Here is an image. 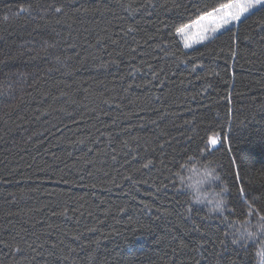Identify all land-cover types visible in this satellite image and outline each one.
<instances>
[{
    "label": "trees",
    "instance_id": "trees-1",
    "mask_svg": "<svg viewBox=\"0 0 264 264\" xmlns=\"http://www.w3.org/2000/svg\"><path fill=\"white\" fill-rule=\"evenodd\" d=\"M230 2L0 0V264H253L225 221L264 212V11L188 49L176 31ZM192 153L226 217L176 184Z\"/></svg>",
    "mask_w": 264,
    "mask_h": 264
},
{
    "label": "clouds",
    "instance_id": "clouds-1",
    "mask_svg": "<svg viewBox=\"0 0 264 264\" xmlns=\"http://www.w3.org/2000/svg\"><path fill=\"white\" fill-rule=\"evenodd\" d=\"M174 180L193 207L203 209L209 217H226L229 211V186L224 181L220 164L192 153L177 162ZM231 244L251 246L253 264H264V212L251 204L234 220H226Z\"/></svg>",
    "mask_w": 264,
    "mask_h": 264
},
{
    "label": "snow or ice",
    "instance_id": "snow-or-ice-1",
    "mask_svg": "<svg viewBox=\"0 0 264 264\" xmlns=\"http://www.w3.org/2000/svg\"><path fill=\"white\" fill-rule=\"evenodd\" d=\"M250 10H260L264 11V0H232L231 3H225L222 4L219 8H213L212 12H208L205 16L200 17V22L203 24V22L207 19L209 22L208 24L202 29L201 34L197 37L198 43H203L204 41H208V43H211L213 40L217 39L218 36L216 33L219 32L220 28H223L225 32H230L231 28L229 27L230 23L234 21H238L241 19V17L245 13H250ZM57 13H61V8L57 7L55 9ZM21 14L23 13H29L31 14L30 8H22L20 9ZM215 13V18L209 19L213 17V14ZM130 14H132L130 12ZM5 20L8 19L7 16L4 17ZM129 33L134 31L133 27H129L127 29ZM177 34H185V28L179 27L176 29ZM233 40H238V34L232 33ZM190 45L186 42L185 48H188ZM135 51V49L133 50ZM232 55L233 58L236 57V50L232 49ZM199 67V66H197ZM211 144H215V140H210ZM152 161H148L147 164L144 165L145 168H147ZM123 211V209H121ZM191 211H196V209H190ZM94 230V229H92ZM23 243V240L20 241ZM18 251H23L22 248H18Z\"/></svg>",
    "mask_w": 264,
    "mask_h": 264
},
{
    "label": "rangeland",
    "instance_id": "rangeland-1",
    "mask_svg": "<svg viewBox=\"0 0 264 264\" xmlns=\"http://www.w3.org/2000/svg\"><path fill=\"white\" fill-rule=\"evenodd\" d=\"M252 11L253 10H250V12H252ZM247 14H249V13H245L241 17L240 20H242ZM203 16H205V15H203ZM212 18H215V13L213 14V17H211L209 19H212ZM240 20L230 23L229 27L232 28V27L236 26ZM208 22L209 21L206 19L203 22V24H202L200 22V18H198L197 20H195L190 25L184 27L185 28V34H178L180 39H181V42H182V45L184 46V48H185V43L186 42L190 45L188 48H191V47L197 46L199 44H202V43H198L197 42V37L201 34L202 29L208 24ZM223 30H224L223 28H220L218 33L222 32ZM218 33H216V34H218ZM205 42H207V41H204L203 43H205ZM188 48H186V49H188ZM194 261H195V258H193V257L192 258H187L186 257L179 264H194Z\"/></svg>",
    "mask_w": 264,
    "mask_h": 264
}]
</instances>
